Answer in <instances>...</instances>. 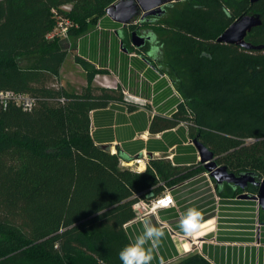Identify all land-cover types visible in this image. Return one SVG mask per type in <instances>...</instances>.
<instances>
[{
  "label": "trees",
  "instance_id": "16d2710c",
  "mask_svg": "<svg viewBox=\"0 0 264 264\" xmlns=\"http://www.w3.org/2000/svg\"><path fill=\"white\" fill-rule=\"evenodd\" d=\"M118 1L0 0V91L35 100L30 111L0 107V264H121L120 250L134 242L127 226L137 217L134 205L162 196L203 169L187 165L196 157L175 164L151 158L141 172L121 167L131 157L103 149L91 130L93 111L115 102L135 110L121 87L93 85L101 70L79 55L75 62L87 84L77 93L59 86L68 52L58 38H49L58 21L78 26L69 28L71 35L87 32L105 24L106 9ZM246 14H259L263 22L246 41L264 46V1L184 0L168 5L161 18L140 20L155 23L156 62L148 49L132 45L130 32L122 47L142 54L179 95L170 118H153L152 133L185 124L218 165L262 181L264 48L217 42ZM218 190L233 197L241 189L224 183ZM245 191L257 194L258 187L249 184ZM259 219L264 223V210ZM172 264L213 263L193 253Z\"/></svg>",
  "mask_w": 264,
  "mask_h": 264
},
{
  "label": "rangeland",
  "instance_id": "374dc122",
  "mask_svg": "<svg viewBox=\"0 0 264 264\" xmlns=\"http://www.w3.org/2000/svg\"><path fill=\"white\" fill-rule=\"evenodd\" d=\"M136 19L139 20V17ZM70 23V27L78 28L72 21ZM98 28L99 22L90 27L87 32H77L76 35L68 33L67 37L55 36L63 49L68 52L60 70L59 86L63 85L68 91L75 92L87 83L86 73L76 64L75 57L80 53V41ZM59 30L54 28L53 31L58 33ZM99 31L101 32V30ZM108 34H113V32H104L102 36L100 35V45L103 48L109 47L105 39ZM117 34L120 37L122 30H118ZM103 48L101 53L104 52ZM100 70V73L93 80V85L105 87L107 84H118L121 89H125V97L128 98V103L134 105L136 109H147L150 114L158 111L153 101L156 92L142 67H135L131 62L128 66L126 81L120 76L119 68L114 67L112 64L107 63L105 68ZM168 79L178 95L174 84L170 78ZM185 126L187 128V142L183 145L193 146L195 149L194 155L196 156V162L189 165L202 166L203 169L194 177L166 190V192H171L175 199L174 204L167 208L169 212H162V210L153 212L149 207L138 210L136 220L141 222L142 231L143 221L148 218L151 219L153 224L163 228L165 233L159 248L153 253L156 258L152 264H172L193 253H199L208 259L210 252L216 258L223 259L225 264L234 263L233 256L235 253L238 256L243 253L244 258H246L247 253L257 252V255L263 254L264 223H261L259 219L262 208L259 199L252 197L257 196V194L247 192L239 187L241 190L237 195L233 197L222 196L223 186L220 192L217 182L206 169V163L201 160L199 151L189 135L188 126ZM174 153L175 149H171L167 153H156L152 158H172ZM137 158H130L129 161L125 160L126 164L122 160L120 165L133 171H138V169L142 171L144 170L142 169L144 162L147 164L151 159L146 154L145 157L140 158L142 162L137 163L135 160ZM127 163L132 164L127 165ZM193 207L201 211L203 222L200 231L192 236H186L179 227L180 219L189 208Z\"/></svg>",
  "mask_w": 264,
  "mask_h": 264
},
{
  "label": "crops",
  "instance_id": "0c3cea01",
  "mask_svg": "<svg viewBox=\"0 0 264 264\" xmlns=\"http://www.w3.org/2000/svg\"><path fill=\"white\" fill-rule=\"evenodd\" d=\"M103 22L105 24L99 22V28L80 41V53L78 55L86 57L87 60H90L99 69L105 68L101 67L103 63L112 64L114 67L119 68L120 76H122L124 81H126L128 66L131 62L135 67H142L146 76L151 80L153 89L156 92L153 101L158 111L151 114L144 108H135L134 111H130L125 105L116 102L110 104L106 109L93 111L91 113V130L96 143L110 144V150L113 153L120 150L124 155L131 158H142L146 154L152 158L156 153H167L171 149H175L173 157L169 158L174 164L178 162L176 159L184 161V163L185 161H191L192 158L196 157L194 155L195 149L191 145H183L187 142V128L184 124L159 133H152L150 130L153 118L158 115L170 118L176 107L175 100H179V96L175 93L168 77L166 75H159L138 54H130L124 51L122 47L124 25L112 21L107 15ZM118 30H122L120 37L117 34ZM104 32H113V34H108L105 38L109 44L108 48H103L100 45V39ZM102 48L104 49L103 53H101ZM129 56L134 58H130ZM151 71L153 74L150 75ZM153 76L157 77L154 81L152 79ZM157 82L158 84L156 85ZM86 84H83L79 91H75V93L80 92ZM156 86L157 90H155ZM146 166L142 169L145 170ZM162 212H169V209H164ZM127 226L134 241L142 233L141 222L135 219ZM208 260L213 264H225L223 259L216 258L210 252ZM233 262V264H264V252L261 255H257V252L247 253L246 258L243 257V253L240 256L235 253Z\"/></svg>",
  "mask_w": 264,
  "mask_h": 264
},
{
  "label": "water",
  "instance_id": "95a60500",
  "mask_svg": "<svg viewBox=\"0 0 264 264\" xmlns=\"http://www.w3.org/2000/svg\"><path fill=\"white\" fill-rule=\"evenodd\" d=\"M184 0H119L117 3L111 5L106 9V15L114 22L121 25H129L137 17L143 20L147 17L161 18L166 13V7L174 2ZM264 0H250L252 4ZM262 19L259 14H246L236 19L218 38V43L237 45L246 50H261L263 45H253L246 41V36L254 28L262 25ZM154 40L152 33L140 35L138 32L133 31L131 33L132 45L140 49L146 41ZM126 52V50H124ZM106 64H101V67H105ZM194 145L199 151L201 160L206 163V169L210 172V175L215 179L217 184L222 185L224 183L233 184L234 187H240L242 190L246 189L249 184L258 187L257 196H252L259 199L260 206L264 210V179L257 181L255 174L253 173H240L238 175L228 171L226 166H220L215 161V156L205 145L200 141L194 140ZM105 150H110V144H100Z\"/></svg>",
  "mask_w": 264,
  "mask_h": 264
},
{
  "label": "clouds",
  "instance_id": "9594fccd",
  "mask_svg": "<svg viewBox=\"0 0 264 264\" xmlns=\"http://www.w3.org/2000/svg\"><path fill=\"white\" fill-rule=\"evenodd\" d=\"M160 204L169 205L173 198L161 200ZM203 215L197 208H189L180 219V229L186 236H192L200 231ZM164 230L152 223L151 219L143 221V231L134 242L125 245L119 252L121 264H151L153 253L159 248Z\"/></svg>",
  "mask_w": 264,
  "mask_h": 264
},
{
  "label": "built area",
  "instance_id": "2783aa9c",
  "mask_svg": "<svg viewBox=\"0 0 264 264\" xmlns=\"http://www.w3.org/2000/svg\"><path fill=\"white\" fill-rule=\"evenodd\" d=\"M53 12L55 13V10H53ZM71 23L69 20L65 19V20H59L58 24L55 28L60 29L58 33H54V31H52L49 34V38H54L55 36L58 37H67L68 35V31H69V27H70ZM106 88L109 89H117L118 87H120V85L116 84V85H105ZM124 96H126V91L125 89H122ZM126 102L128 103V98L125 97ZM10 104H14L15 106H17L18 108H21L24 111H30L32 110V108L35 105V100L33 97H31L29 94L26 93H17L14 91H0V107L2 108H7ZM137 163L142 162V160H140V158L135 159ZM125 163V161H122ZM129 163H127L128 165ZM147 164H145L144 162V166H146ZM141 169H138V172ZM169 197L173 198V203L169 204V205H164V204H160L159 202L161 200H167ZM175 199L174 196L171 192H165L162 196L157 197L155 199H152L150 202H146L144 200H140L138 201L135 205H134V209L136 211V214L138 213L139 209H145V208H150L153 212L157 211V210H164L167 209L170 205L174 204Z\"/></svg>",
  "mask_w": 264,
  "mask_h": 264
},
{
  "label": "flooded vegetation",
  "instance_id": "af4514ba",
  "mask_svg": "<svg viewBox=\"0 0 264 264\" xmlns=\"http://www.w3.org/2000/svg\"><path fill=\"white\" fill-rule=\"evenodd\" d=\"M152 19L156 20L158 18L152 17ZM144 23H148V22L140 21V18H139V20L135 19V20H133L131 22V24L125 25L123 27V29H124L123 38H126L129 32H131V33L133 32V31L129 30L130 27L133 26V25L137 26V29L134 30V31L138 32L140 35L147 36L148 34L152 33L151 32V29H152L151 26H153L155 23L148 24V26L145 25ZM143 47L148 49L151 52V56H155V57H152V59H153L154 62H156L157 61V57L159 56V53H160V46L158 45V42L156 40L153 42V39H152V41L148 40V41H146V43H145V45ZM133 53L134 54H138L144 61H146L147 63H149L151 65V62L148 61V60H145L144 56L142 54H139L137 52H132L130 54H133Z\"/></svg>",
  "mask_w": 264,
  "mask_h": 264
},
{
  "label": "bare ground",
  "instance_id": "6f19581e",
  "mask_svg": "<svg viewBox=\"0 0 264 264\" xmlns=\"http://www.w3.org/2000/svg\"><path fill=\"white\" fill-rule=\"evenodd\" d=\"M129 164H132V163H129Z\"/></svg>",
  "mask_w": 264,
  "mask_h": 264
}]
</instances>
